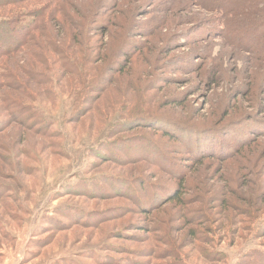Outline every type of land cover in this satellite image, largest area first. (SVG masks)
Wrapping results in <instances>:
<instances>
[{
  "label": "rangeland",
  "instance_id": "obj_1",
  "mask_svg": "<svg viewBox=\"0 0 264 264\" xmlns=\"http://www.w3.org/2000/svg\"><path fill=\"white\" fill-rule=\"evenodd\" d=\"M207 2L0 3V264H264L263 16Z\"/></svg>",
  "mask_w": 264,
  "mask_h": 264
},
{
  "label": "trees",
  "instance_id": "obj_2",
  "mask_svg": "<svg viewBox=\"0 0 264 264\" xmlns=\"http://www.w3.org/2000/svg\"><path fill=\"white\" fill-rule=\"evenodd\" d=\"M7 1L23 2L25 0H0V3L2 2L5 4ZM206 7L209 8L210 10H215L219 13H225V14L230 13L231 16L234 15L240 16L243 18V20L247 19L246 16L258 15L259 17L260 15H262L263 16L262 19L260 17L251 18L249 20L247 19L248 21L245 22L244 24L249 26H247L245 29H243L240 33L237 34V38H238L237 44L242 48L244 47V49L247 48L248 50H250V47H252L256 41L257 42L258 40L264 41V0H221V2L218 3H216L214 0H209V2H207ZM30 12L31 11L24 9V10H20L15 16H13L10 21V24L12 26L10 30L9 29L7 30V28L5 27V24H7L6 21L3 22L0 21V36H1V32L5 35L0 37L1 41H5V44L3 46L5 50L3 51L0 50V57L3 56L6 52L10 53L11 51H14L15 49H18L19 47L23 46L31 36L32 31H35L39 28V25L43 20L39 19V15L33 16L30 14ZM246 37L249 38L245 40ZM58 55H61L60 57H62L63 59V65L65 71L70 73L74 72L76 74L78 70L80 71V73L85 71L84 70L85 65L82 63L77 64L76 61H73V59H71L72 57L71 54L67 52L61 53L59 51ZM87 58L88 56L86 57V59ZM76 65H78L79 68L75 67ZM233 132L235 133V136L237 138L239 133L238 130H234ZM181 134H182L181 139L183 140L184 143H187V141L190 140L191 136H189V134L187 135L184 132ZM109 146L110 145L108 144V147ZM104 149H107V146L104 147ZM149 152L154 153L156 157L158 155H161L157 153L156 149ZM162 162L166 164L168 160L164 158ZM78 190H79L78 192L86 191L84 189H78ZM178 198H180V194L172 198L171 201L172 202L177 201ZM65 210H66L65 208L61 209V212L59 213L60 215L59 217L64 218L67 217L66 215L70 214L67 213V211ZM57 218H55L54 221H52L53 219H51V222H48V224H52L54 222L56 223L60 222L61 220ZM43 228H45L44 225L41 227V229L43 230ZM263 228H264V224H263ZM92 253L96 258L100 256V255L98 256L94 251ZM251 253H255V252H251Z\"/></svg>",
  "mask_w": 264,
  "mask_h": 264
}]
</instances>
